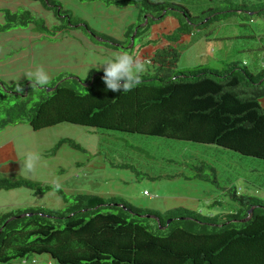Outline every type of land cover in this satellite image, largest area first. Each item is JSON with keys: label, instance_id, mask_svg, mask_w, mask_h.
Segmentation results:
<instances>
[{"label": "trees", "instance_id": "1", "mask_svg": "<svg viewBox=\"0 0 264 264\" xmlns=\"http://www.w3.org/2000/svg\"><path fill=\"white\" fill-rule=\"evenodd\" d=\"M29 1L41 3L57 18L63 15L52 0ZM99 1L123 7L141 6L137 24L128 26L124 33L128 42L133 34L135 39L144 35L168 16L176 18V25L159 36L166 46L159 47L152 57L153 64L164 70V75L141 79L127 92L107 90L100 76L82 82L86 86L81 88L74 78L58 81L49 91L0 82V131L22 123L37 131L66 122L216 145L264 160V69L248 72L230 64L229 72L223 75L205 71L167 78V71L180 54L175 44L181 38L190 34L193 27L207 25L237 11L211 12L205 23L197 25L195 17L180 3ZM248 3L262 8L257 13L264 16V0ZM0 12L4 16V22L0 23L2 34L29 25H34L40 33L52 31V36L70 28L69 17L65 15L67 27L58 25L49 30L30 11L0 9ZM79 28H86L94 36L87 25ZM101 38L112 48L120 47L112 38ZM35 92L37 101H33ZM63 144L83 150L74 141L61 139L54 151ZM193 169V178L207 180L205 162H196ZM18 188L29 189L35 195L54 190L26 180H0V190ZM56 192L66 204L65 214L27 209L0 215V264H11L34 254H47L58 264H264V205L250 195L238 194L234 188L232 198L239 208L225 215L222 223L215 222L216 218H212L213 222L189 219L185 213L179 216L168 213L162 217L146 212L155 216L157 222L141 217L144 214L140 210L128 205L122 204L131 212L114 206V200L107 203L100 196L88 194L68 199L62 191ZM19 215L25 216L15 218Z\"/></svg>", "mask_w": 264, "mask_h": 264}, {"label": "rangeland", "instance_id": "2", "mask_svg": "<svg viewBox=\"0 0 264 264\" xmlns=\"http://www.w3.org/2000/svg\"><path fill=\"white\" fill-rule=\"evenodd\" d=\"M52 1L62 10L59 18L39 2L0 0V9L30 11L49 30L58 25L67 27L64 15L69 17L66 20L70 26L53 36L52 31L40 33L34 25L0 33V82L27 88L31 85L28 73L35 67H43L49 74V82L40 89L48 91L54 83L71 78L79 82L77 87L81 88L86 86L82 82L87 79L102 77L103 65L100 64L122 50L145 62L146 71L141 79L164 75V70L153 64L152 57L159 47L166 46V41L153 38L157 33L160 36L171 30L177 23L175 17L168 16L144 35L136 39L134 35L133 41L128 42L124 33L128 26L138 22L141 11L138 4L123 7L99 0ZM152 1L180 3L195 17L197 25L205 23L211 12L237 11L207 25L193 27L190 34L181 38L175 44L180 54L167 71V78L205 71L223 75L229 72L230 64L248 72L264 69V16L257 13L262 8L248 3L251 0ZM242 10L244 13L240 12ZM146 16L143 15L145 21ZM3 22L0 12V23ZM84 25L94 36L88 34L86 28H79ZM101 37L118 41L120 47L112 48ZM148 48L155 50L149 53ZM37 99L35 92L33 101ZM61 139H70L83 150L63 144L54 151ZM29 151L38 152L41 159L36 170L26 175L21 164ZM196 162H205L207 180L193 178ZM4 179L26 180L54 190L35 195L26 188L1 189L0 215L27 209L65 214L66 204L57 190L68 199L88 194L101 196L107 203L114 200L140 210L144 214L141 216H146L150 209L151 213L162 217L168 212L175 216L185 213L189 219L213 222L212 218H216L218 223L239 208L232 198V188L238 194L259 199L264 205V160L216 145L66 122L37 131L27 123L1 130L0 180ZM57 183L59 189L55 188ZM33 258L37 264H58L47 254H34ZM11 264H19V260Z\"/></svg>", "mask_w": 264, "mask_h": 264}, {"label": "clouds", "instance_id": "3", "mask_svg": "<svg viewBox=\"0 0 264 264\" xmlns=\"http://www.w3.org/2000/svg\"><path fill=\"white\" fill-rule=\"evenodd\" d=\"M100 65H103L102 81L106 89L113 92L132 90L140 83L141 74L146 71L145 62L125 50L115 54L113 58ZM28 80L32 87L43 88L49 82V74L43 67H35L28 73ZM17 91H20L18 86ZM40 159L38 152L29 151L25 153L21 166L26 175L32 174L36 170ZM59 187V183L55 184L56 189Z\"/></svg>", "mask_w": 264, "mask_h": 264}, {"label": "water", "instance_id": "4", "mask_svg": "<svg viewBox=\"0 0 264 264\" xmlns=\"http://www.w3.org/2000/svg\"><path fill=\"white\" fill-rule=\"evenodd\" d=\"M57 11H59V9H57ZM164 13H165V12H164ZM133 36H134V34H133ZM133 36L130 38L131 41H133ZM49 90H51V89H49ZM49 90H48V91H49ZM110 205H111V204H110ZM113 205L116 206V207L123 208L124 210H127L128 212H131L130 209H127V208L124 207L122 204H117V203H115V204H113ZM250 212H252V210H249V213H250ZM23 216H25V215H19V216L15 217V218H21V217H23ZM138 216H140V215H138ZM141 217L152 218V219H154L155 221L158 222V219H157L155 216H152V215H146V216H141ZM245 220H246V219H244V221H245ZM8 222H9V220L6 221V222L3 224V227H4ZM166 223L169 224L170 221L168 220ZM1 229H2V227H1ZM1 229H0V232H1Z\"/></svg>", "mask_w": 264, "mask_h": 264}, {"label": "built area", "instance_id": "5", "mask_svg": "<svg viewBox=\"0 0 264 264\" xmlns=\"http://www.w3.org/2000/svg\"><path fill=\"white\" fill-rule=\"evenodd\" d=\"M37 261L33 258H22L19 260V264H36Z\"/></svg>", "mask_w": 264, "mask_h": 264}, {"label": "crops", "instance_id": "6", "mask_svg": "<svg viewBox=\"0 0 264 264\" xmlns=\"http://www.w3.org/2000/svg\"><path fill=\"white\" fill-rule=\"evenodd\" d=\"M153 27H155V26H153ZM152 27V28H153ZM163 34V33H162ZM161 35V34H160ZM159 39V36H158V33H157V35H156V38H153V39ZM149 39H150V36H149ZM141 46V45H140ZM154 48V47H153ZM153 48H148L147 50H148V52L149 53H152L153 52V50H155V49H153ZM15 150H16V148H15ZM80 165L78 164L77 165V167H79ZM15 170H17V169H15ZM5 172H8V171H5ZM101 197V196H100ZM148 212H152L150 209L148 210ZM169 213V212H168ZM168 213H166L167 215H168ZM159 215H161V214H159ZM153 216V215H152ZM33 258V257H32Z\"/></svg>", "mask_w": 264, "mask_h": 264}, {"label": "bare ground", "instance_id": "7", "mask_svg": "<svg viewBox=\"0 0 264 264\" xmlns=\"http://www.w3.org/2000/svg\"><path fill=\"white\" fill-rule=\"evenodd\" d=\"M30 258H32V257H30ZM33 259H35V258H33ZM36 260V259H35ZM37 264V263H36Z\"/></svg>", "mask_w": 264, "mask_h": 264}]
</instances>
